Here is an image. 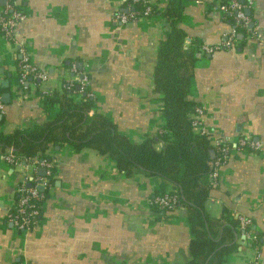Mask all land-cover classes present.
<instances>
[{"label":"crops","instance_id":"1","mask_svg":"<svg viewBox=\"0 0 264 264\" xmlns=\"http://www.w3.org/2000/svg\"><path fill=\"white\" fill-rule=\"evenodd\" d=\"M218 1H185L181 23L184 46L196 52L188 97L203 109L200 128L213 148L222 141L232 147L218 185L208 192L205 211L217 219L226 207L234 218L251 221L248 233L259 238L251 246L240 234L238 252L224 264H264V0H240L251 3L252 25L241 43L239 38L232 48L203 55L201 45H218L232 30L214 9ZM149 2L162 10L167 0ZM3 6L0 0V16ZM16 6L24 19L13 38L0 33L5 71L0 102L10 94L7 104L1 102V132L55 117L56 109L43 110L39 94L61 91L73 77V66L87 76L96 110L132 142L160 131L162 103L153 93L152 74L167 32L163 17L115 24L113 15L126 10V0H17ZM21 51L44 75L30 81L26 91L18 85ZM245 136L262 148L235 150L234 143ZM47 153L53 182L46 187L42 219L28 233L16 230L5 216L26 173L38 172L33 166H11L0 155V264H184L189 259L186 209L150 208L160 179L125 178L92 150L75 153L64 147Z\"/></svg>","mask_w":264,"mask_h":264},{"label":"trees","instance_id":"2","mask_svg":"<svg viewBox=\"0 0 264 264\" xmlns=\"http://www.w3.org/2000/svg\"><path fill=\"white\" fill-rule=\"evenodd\" d=\"M185 1L167 0L162 10L150 2L130 6L133 12L138 13V18L149 8L147 17H163L167 25L165 37L158 44L152 74L153 93L162 103L161 117L164 119L159 132L146 135L140 143L132 142L118 130L114 121L96 110L94 96H88L91 93L89 89L79 91L76 85L68 89V84L64 83L61 91L39 94L43 110L56 109L55 117L9 134L0 131V155L11 149L20 164L28 165L35 158L52 162L47 153L50 149L70 147L75 153L92 150L113 162L117 172L125 178H158L161 183L150 199V208L160 211L152 204L153 199L174 194L179 198L180 207L187 212L191 239L189 259L184 264H224L230 255L238 252V238L242 232L238 230L239 219L234 218L233 212L226 207L217 219L210 218L205 211L211 188L209 164L216 158L217 152L206 135L196 134L193 130L196 109L201 106L188 97L196 52L194 48L184 46L186 33L181 23ZM228 1L218 2L226 4ZM221 17L235 28L241 43L247 32L232 18ZM74 95L80 98L77 100ZM210 151L214 153L213 159L210 158ZM38 169L40 167H37L36 173ZM51 172L49 184L53 182L54 169ZM42 196L41 201L31 202L39 211L37 223L42 219L47 188L42 191ZM19 197L17 192L8 213H14ZM247 231H251V227ZM257 239L251 246L259 243Z\"/></svg>","mask_w":264,"mask_h":264},{"label":"built area","instance_id":"3","mask_svg":"<svg viewBox=\"0 0 264 264\" xmlns=\"http://www.w3.org/2000/svg\"><path fill=\"white\" fill-rule=\"evenodd\" d=\"M17 0H4V6L1 11L0 16V33L3 37L7 39H12L14 35V30L16 25L24 19V13L21 12L16 6ZM127 8L122 11L119 10L113 15V21L118 25H126L130 22H134L140 18L147 17L149 13V8H146L143 15L138 18V13L133 12L130 8L131 4L138 2H148L149 0H126ZM251 7V3L246 5L242 4L238 0H230L226 4H220L217 2L214 5V9L220 13L221 16H227L232 18L236 25H241V27L247 32L251 33L250 29V18L246 15V11ZM238 43L236 36L235 28H232L231 32L224 38L222 42L215 46L201 45L198 48V52L203 55H212L218 50L232 48ZM21 53V59L19 62L18 69V85L19 89L24 91L27 89L29 82L36 79L42 80L44 75L30 62V58L23 53ZM71 73L73 77L65 81L68 84V89H71L74 85L79 87V91L88 89V78L86 75L77 71L73 66L71 68ZM88 96H93L92 93H89ZM75 99H79V95H74ZM3 106L0 102V111ZM203 114V109H196V114L193 122V130L199 129L198 134H204V131L200 128L199 117ZM231 145L222 141L216 145L214 148L217 152L216 158L209 164L210 167V186L215 188L218 185L220 169L225 164L228 159V153L231 149ZM233 148L238 151H251L256 152L262 148V145L253 140L251 137H242L234 143ZM2 159L11 166H19L20 161L15 158L12 153V150L9 149L8 152L2 156ZM25 168L28 166H33V171H37V167L44 169L45 175L43 177L33 174V172L26 173L20 187L17 192L20 194L19 200L17 202V207L14 213L6 214V222L10 223L16 230L21 233L30 232L37 225V216L39 214L38 209L31 204L32 200L41 201L43 199L42 192L38 190V187H42L43 190L49 186V179L52 177L51 170L53 169L52 162H47L44 160L38 161L37 158L33 159L32 162L28 165H23ZM34 172V173H35ZM27 185H30L28 187ZM152 204L156 206L160 211H173L180 207L179 198L174 194H164L157 196L153 199ZM239 219V228L241 231V236L243 239L255 243L257 237L252 234L245 232V230L250 227L251 221L245 218Z\"/></svg>","mask_w":264,"mask_h":264},{"label":"water","instance_id":"4","mask_svg":"<svg viewBox=\"0 0 264 264\" xmlns=\"http://www.w3.org/2000/svg\"><path fill=\"white\" fill-rule=\"evenodd\" d=\"M246 15L247 16L250 15V11L249 10L246 11ZM250 28L252 29V25L250 26ZM239 38H240V36L238 37V39ZM78 67L81 69V65L80 64L78 65ZM4 72H5L4 71V67H0V75H4ZM9 77H10V74L7 75V78H9ZM8 84H9V81L8 80L1 82V86L3 88H8ZM77 90H79V87H77ZM9 98H10V94H4V95H2V98H1L2 99V101H1L2 104H7ZM55 150H59V149L56 148ZM213 157H214V153H213V151H210V158L213 159ZM44 175H45L44 169H42V168L41 169H38V176L43 177ZM27 186L30 187V185H27ZM38 190L40 192H42L43 191V188L40 186V187H38Z\"/></svg>","mask_w":264,"mask_h":264}]
</instances>
